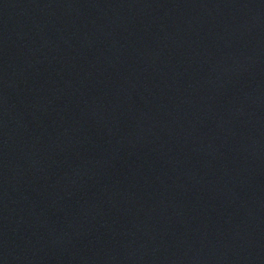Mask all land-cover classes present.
<instances>
[{"label": "water", "instance_id": "1", "mask_svg": "<svg viewBox=\"0 0 264 264\" xmlns=\"http://www.w3.org/2000/svg\"><path fill=\"white\" fill-rule=\"evenodd\" d=\"M0 264H264V0H0Z\"/></svg>", "mask_w": 264, "mask_h": 264}]
</instances>
